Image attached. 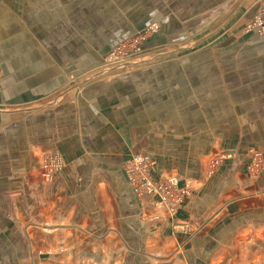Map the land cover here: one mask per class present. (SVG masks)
Returning <instances> with one entry per match:
<instances>
[{
  "label": "crops",
  "instance_id": "crops-1",
  "mask_svg": "<svg viewBox=\"0 0 264 264\" xmlns=\"http://www.w3.org/2000/svg\"><path fill=\"white\" fill-rule=\"evenodd\" d=\"M231 1L0 0V264H264V172L245 177L264 148V36L94 70L148 24L154 42L184 39ZM219 152L230 159L210 175ZM133 153L191 181L174 213L132 192ZM47 154L62 161L51 179Z\"/></svg>",
  "mask_w": 264,
  "mask_h": 264
},
{
  "label": "rangeland",
  "instance_id": "rangeland-1",
  "mask_svg": "<svg viewBox=\"0 0 264 264\" xmlns=\"http://www.w3.org/2000/svg\"><path fill=\"white\" fill-rule=\"evenodd\" d=\"M233 1L234 0H232L231 3ZM256 3H260V7L255 10V13L253 16H251L250 20H248L243 25L236 24L237 21L235 23L231 22L232 19H234L237 11L242 8L245 9L243 5H247L245 11H249L251 6ZM237 5L241 4L238 3ZM258 17H261L262 21H264V0H243V4L240 8H236V6H233L227 14L215 15L205 28L194 29L188 32V35L185 36L184 39L175 41L164 40L161 41V43L153 41V39L161 33V25H159L158 23H150L134 34L123 37L120 41L113 45V47L106 54L104 62L94 70H98L97 73H99L103 71L123 72L128 71L133 67L149 68L160 63L181 59L182 56L191 53L202 52L206 50H215L218 47L220 41L225 38L237 39L239 38V36L250 37L252 35L262 37L264 36V33L253 29L252 26V24ZM211 52L215 53L218 51ZM93 79L94 78L92 77L89 78L90 81H92ZM249 151V161L245 167V177L247 179H258L264 172V148L255 145V147H251ZM134 154L135 153H133L132 155ZM48 155L49 154L45 155L40 165L41 176L44 179H46V177L43 174V164ZM130 157L127 159V161L130 159ZM229 159L230 157H228V154L225 152L216 153L209 159L208 164H206V169L209 170V174L212 175L216 170L218 171L220 167L224 166L226 161ZM57 173L58 172H55L48 179H51ZM162 176L175 177L173 174H165ZM175 178L178 179V177ZM187 183H189L190 191L192 183L189 180H187ZM185 198L186 196L183 198V200ZM183 200L181 201V203L183 202Z\"/></svg>",
  "mask_w": 264,
  "mask_h": 264
},
{
  "label": "built area",
  "instance_id": "built-area-1",
  "mask_svg": "<svg viewBox=\"0 0 264 264\" xmlns=\"http://www.w3.org/2000/svg\"><path fill=\"white\" fill-rule=\"evenodd\" d=\"M253 29L264 33V21L258 17L252 24ZM62 168L61 159L55 155H48L43 164V174L46 179ZM155 161L145 154H134L124 164L126 179L137 197L151 196L156 198V205L174 213L181 201L189 194V183L180 184L173 176H155ZM214 168V167H212Z\"/></svg>",
  "mask_w": 264,
  "mask_h": 264
}]
</instances>
